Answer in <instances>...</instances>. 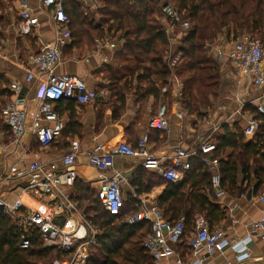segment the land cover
Returning <instances> with one entry per match:
<instances>
[{
  "label": "built area",
  "instance_id": "obj_1",
  "mask_svg": "<svg viewBox=\"0 0 264 264\" xmlns=\"http://www.w3.org/2000/svg\"><path fill=\"white\" fill-rule=\"evenodd\" d=\"M67 0H44L42 8L51 9V19L57 32L54 44H44L40 51L29 58V70L25 83H36L40 91L39 109L33 121L32 135L36 138L42 150L48 149L56 139L62 137V129L56 124L60 122V115L56 111V104L62 99H72L79 104H92L95 96L88 91L86 83L76 76H57L56 70L64 60L63 49L66 42L71 41L69 29L70 19L65 12ZM108 0H80L85 6L86 15L101 10ZM20 11L17 23V33L20 37L33 35L39 29V19L31 10L25 0L19 1ZM164 21L167 25V35L171 43L170 50L165 60L173 70L177 62L171 60L173 44L177 42L176 34L185 35L191 26L182 19L180 13L170 3L162 6ZM111 34L100 40L115 50L124 46L126 39L120 38L118 43L111 40ZM230 46L211 44L219 63L228 62L232 68L250 79L252 86L261 89L260 102L257 105L259 114H264V44L258 38L243 34L235 40H228ZM168 58L170 61H168ZM12 99L1 110L3 123L9 128L12 143L19 145L28 133L27 130V99L23 96L24 84L14 82L9 87ZM171 84L163 88L168 92ZM183 85L178 97L182 100ZM241 115V112H238ZM181 116V114H180ZM151 130L164 131L168 129V108L162 103L157 113L150 119ZM259 121L252 117L244 134L245 137L255 139L259 130ZM81 145L72 142L61 159V167L52 163H33L23 173L27 176V185L20 188L21 197L31 195L38 200L36 209L24 210L21 197L8 203L0 196V216L5 215L12 219L20 231L19 245L22 250L31 246L34 238H38L45 248L58 250L64 254L63 259L54 261V264H88L92 251L97 245L101 231L80 211L78 204L66 192L73 189L78 178L77 159ZM217 144L208 137L203 140L197 149L190 151L184 147H176L170 157L156 156L149 150V136L145 135L133 146L126 142L120 143L112 149H107L103 144H98L85 154V161L89 166L99 172L98 197L104 209L113 216H119L126 203L120 180L121 174L115 170V159L125 157L139 159L141 167L148 171H156L171 184L176 185L186 175L191 167V159L202 154L203 165L213 174V187L215 196L220 199L224 196L221 189L220 160L215 158ZM259 203L263 206V217L251 223L248 237L233 241L232 249L236 253L238 263L246 261L249 257V245L254 238L264 241V190L258 196ZM144 222L151 224V233L144 239L143 248L151 257L154 264H166L175 258L174 264H205L213 257L222 240L227 236L222 228H212L209 221L202 214H196L190 235L187 232V219L182 215L177 221L171 223L165 219L163 212L148 198L140 199V208L124 220V224L134 226ZM186 244L189 252L185 258L180 254L179 248ZM264 264V260L262 261Z\"/></svg>",
  "mask_w": 264,
  "mask_h": 264
},
{
  "label": "crops",
  "instance_id": "obj_2",
  "mask_svg": "<svg viewBox=\"0 0 264 264\" xmlns=\"http://www.w3.org/2000/svg\"><path fill=\"white\" fill-rule=\"evenodd\" d=\"M19 1L12 0V4L3 13L0 11L2 19L0 23L3 24L0 28V110L13 98L9 87L17 81L24 84L23 96L28 101L26 104L28 133L19 145L12 143L9 128L3 123L0 114V196L8 203L12 204L21 197L20 188L27 185V176L23 173L31 164L54 163L61 167L60 161L72 142H79L81 145L77 159V179L93 189H98L99 172L86 163L85 154L100 143L107 149H112L123 142L133 145L139 138L148 135L151 153L170 157L176 147L181 146L193 151L210 136L218 144V139L225 135L226 126L233 131L238 126L244 132L249 120L257 116L252 109L257 110L261 89L253 87L250 79L232 68L228 62L219 63L210 46L207 57L217 62L219 66L220 96L216 101L211 98L212 102L209 101L207 108L202 106L198 108L202 117L192 115L184 108L185 98L180 102L175 101L173 93L183 85L176 77H172L169 82L171 89L166 93L161 89L159 97L151 95L143 98L146 89H137L139 86L144 87L139 85L137 76L132 89H111L110 87L116 82L123 81L127 75L124 67L132 66L126 58L124 50L126 44L120 46L118 41L121 36L112 32L111 41L118 43L115 50L110 49L104 41L100 42L103 38L95 39L93 48L89 45L72 48L71 41L66 42L63 49L64 60L57 68L56 75L79 77L86 83L89 93L95 96L96 101L84 105L72 99L60 100L56 104V111L61 119L56 126L62 129V137L56 139L48 149L42 150L32 135L33 121L39 109L40 91L36 83L26 84L25 77L29 70V58L40 51L42 43L54 44L58 35L51 19V9L42 8L44 0H25L38 17L40 26L33 35L20 37L17 33ZM71 1L81 6L85 16L99 20L100 10L86 15L85 6L80 0ZM165 23L167 32L168 23L164 21ZM180 37L181 34L177 33L178 40L173 44L174 59L177 58L176 66L181 62L178 53ZM226 38L221 35L214 44L219 46L227 44L224 47H229ZM167 53L168 51L166 55ZM162 103L168 108V129L151 130L149 121ZM239 111L241 115L238 114ZM245 138V144L254 140ZM230 153L228 150L222 160L227 161ZM114 167L121 174L120 184L125 198L128 194H135L132 182L135 172L141 167L140 160L118 157L115 159ZM150 172L161 176L159 172ZM184 180L185 175L175 186L182 184ZM257 181L252 177L249 182L245 181L243 174L240 173L236 191L234 193L224 191V196L218 199L221 210L226 212V220L220 223L218 228H222L227 236L221 241L217 253L205 264H262L264 241L261 238L253 239L249 245V257L242 263L237 262L236 253L232 249L233 241L247 238L251 223L263 217V206L258 201L259 193H255ZM263 188L264 185L261 189ZM163 189L155 188L150 194L139 196V200L148 198L153 203ZM66 192L73 200L75 199L74 188L66 189ZM25 198L34 203L33 207L24 202ZM21 201L25 211L36 209L39 205L38 200L31 195H23ZM184 253L180 251L182 256ZM183 257L187 260L185 256ZM174 261L175 258L166 264H174Z\"/></svg>",
  "mask_w": 264,
  "mask_h": 264
},
{
  "label": "trees",
  "instance_id": "obj_3",
  "mask_svg": "<svg viewBox=\"0 0 264 264\" xmlns=\"http://www.w3.org/2000/svg\"><path fill=\"white\" fill-rule=\"evenodd\" d=\"M165 3L174 6L191 26L188 33L179 38L181 62L173 70L164 62L165 53L171 47L163 20ZM11 4L12 0H0V11L3 13ZM65 12L70 19L72 48L85 45L93 48L95 39L112 32L126 39L124 50L132 66L124 67L127 75L111 89H132L137 76L139 85H144L137 89H146L143 98L159 97L161 89L176 77L183 83L184 108L198 117H202L198 108H207L219 89V66L207 57L210 44L221 35L235 40L243 34L258 38L264 44V0H108L99 11L100 21L85 16L79 4L67 0ZM2 26L0 23V28ZM252 110L260 123L253 142L245 144V134L238 126L234 131L226 126L224 137L217 141L215 158L220 160L221 189L227 193H234L238 188L240 173L245 181L249 182L251 177L258 180L256 194L264 190L261 189L264 185V114ZM136 145L137 141L133 146ZM228 150L231 153L224 161L222 157ZM203 157L198 154L191 159L190 170L178 186L143 167L138 168L132 182L135 194L127 195L119 216L104 209L98 189L77 179L74 200L83 215L102 232L88 264H154L143 248L144 239L151 233V224L130 226L123 222L139 211V196L150 194L158 187L164 189L153 203L171 223L185 215L187 236L196 214L205 216L213 229L226 220V212L221 210L215 196L213 174L203 165ZM19 238L20 231L12 219L1 215L0 264H54L65 257L58 250L45 248L38 238H34L28 249L22 250ZM180 251L185 252L183 256L189 252L186 244Z\"/></svg>",
  "mask_w": 264,
  "mask_h": 264
},
{
  "label": "rangeland",
  "instance_id": "obj_4",
  "mask_svg": "<svg viewBox=\"0 0 264 264\" xmlns=\"http://www.w3.org/2000/svg\"><path fill=\"white\" fill-rule=\"evenodd\" d=\"M96 21H100V18H99V20L97 19ZM180 34H181V33H180ZM186 34H187V33H186ZM176 35H177V34H176ZM181 36H182V35H181ZM180 44H181V43H180ZM180 44H179V45H180ZM169 50H170V48H169ZM169 50H168V51H169ZM165 55H166V53H165ZM180 56H181V55H180ZM174 58H175V56L172 55V56H171V60H177V58H176V59H174ZM168 61H170L169 58H168ZM164 62L166 63V65H167V64H168V65L170 64V63L167 62V60H165V59H164ZM216 64H217V62H216ZM217 65H218V64H217ZM213 90H214V89H213ZM183 91H184V90H183ZM216 91H218V92L215 93L216 96H215V97H212V99L215 100V101L218 100V98H219V96H220V89H216ZM212 99L210 100L211 102H212ZM28 200H29V199L25 198L24 202L29 203L28 205H31V206L33 207V204H34V203L31 202V201H28Z\"/></svg>",
  "mask_w": 264,
  "mask_h": 264
},
{
  "label": "water",
  "instance_id": "obj_5",
  "mask_svg": "<svg viewBox=\"0 0 264 264\" xmlns=\"http://www.w3.org/2000/svg\"><path fill=\"white\" fill-rule=\"evenodd\" d=\"M173 96H174L175 101H177V102L181 101V99L178 97V93L177 92H174Z\"/></svg>",
  "mask_w": 264,
  "mask_h": 264
}]
</instances>
